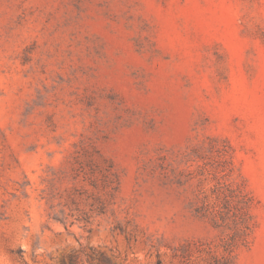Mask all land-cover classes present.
I'll list each match as a JSON object with an SVG mask.
<instances>
[{
    "label": "rangeland",
    "instance_id": "obj_1",
    "mask_svg": "<svg viewBox=\"0 0 264 264\" xmlns=\"http://www.w3.org/2000/svg\"><path fill=\"white\" fill-rule=\"evenodd\" d=\"M0 264H264V0H0Z\"/></svg>",
    "mask_w": 264,
    "mask_h": 264
}]
</instances>
